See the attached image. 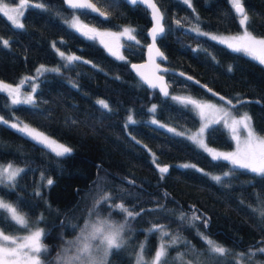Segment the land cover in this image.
Instances as JSON below:
<instances>
[{
  "label": "trees",
  "instance_id": "trees-1",
  "mask_svg": "<svg viewBox=\"0 0 264 264\" xmlns=\"http://www.w3.org/2000/svg\"><path fill=\"white\" fill-rule=\"evenodd\" d=\"M19 1L0 0L8 4ZM27 1L44 7L26 6L22 29L0 12V41H8L6 47L0 43V81L14 86L25 77H35L22 89L31 93V83L35 82L36 106H12L11 98L0 93V117L21 120L72 151L57 157L0 122V162L27 170L17 178L14 189L0 187V198L17 207L30 226L44 230L42 242L48 252L42 253L43 259L55 260L60 245L73 239L93 217L91 210L98 196L111 193L97 211L118 223L127 219L128 244L119 252L113 250L107 264H135L141 243L145 244V260L150 261L159 244V233L148 232L154 225H163L172 235L179 234L190 242L169 249V264H213L197 230L232 253L245 254L243 258L229 256L226 264H264V253L257 251L264 247V217L260 216L264 212V178L232 169L228 162L213 161L208 152L187 138L199 126L196 111L172 99L217 98L173 72L165 73L169 95L163 97L156 89L147 88L129 68L131 62L144 57L151 23L148 10L124 0H92L106 18L77 11L81 19L97 28L129 25L135 29L138 43L124 38L121 60L64 22L72 10L63 0ZM155 2L164 17L165 32L157 40L165 55L164 65L232 100L235 108L228 106L233 114L247 112L255 131L264 135V64L193 31L198 27L199 32H242L240 16L230 0H190V6L184 0ZM242 4L249 17L244 28L264 38V0H242ZM57 49L81 59L68 64ZM41 65L59 71L41 75L37 72ZM100 100L107 102L111 111L102 109L97 103ZM153 105L154 113L149 111ZM129 116L135 123L128 122ZM153 119L158 123L153 124ZM205 141L227 151L234 144L222 121L206 129ZM156 164L169 167L163 179ZM230 169L233 174L222 183L211 178ZM47 179L53 180L51 186ZM121 202L140 215L127 218L109 207ZM193 212L201 220L190 227L187 217ZM181 213L186 216L184 221L179 220ZM0 229L8 234L26 232L3 220ZM191 246L199 256L189 250ZM250 250L255 255L248 259ZM178 252L185 254L183 259L173 261Z\"/></svg>",
  "mask_w": 264,
  "mask_h": 264
},
{
  "label": "snow or ice",
  "instance_id": "snow-or-ice-1",
  "mask_svg": "<svg viewBox=\"0 0 264 264\" xmlns=\"http://www.w3.org/2000/svg\"><path fill=\"white\" fill-rule=\"evenodd\" d=\"M64 2L70 9L77 10L80 14L96 12L99 16L104 17V13L99 12L95 5L90 3L89 0H64ZM140 2L147 4L148 7L151 8V15L154 21V25L151 29V39L154 46L157 37L161 36L165 32V28L162 24V20L164 18L163 13L153 0H140ZM130 3L136 4L137 0H130ZM184 3L189 4L190 6V0H184ZM26 4L27 0H21L20 8L11 9L8 8L7 5H3L0 7V12H4L15 27L22 29L24 28V25L20 22L19 17L23 15L22 9ZM230 5L234 8L235 13L240 15L239 24L242 26L246 25L249 17L245 12L242 0H230ZM33 6L41 8L44 7L43 4ZM9 13H15V15H10ZM176 23L179 25L180 21L178 20ZM70 27L74 28L81 35L91 40L100 38V43L103 44L113 56H117V58L121 60H123L124 57L122 55H118V51H114L107 43H105L103 37H126L129 41H136V37L133 35L135 29L132 28H123L120 33L100 32L95 28L82 25L78 17L75 16L70 22ZM193 31L198 34L208 35L207 33H200L198 27H194ZM210 38L212 40L219 39L221 43L226 44L227 47L231 48L233 51L248 54L254 59H257L261 64H264V38H257L246 29L243 35L240 36H232L225 39L218 38L213 35ZM136 42L138 43V41ZM0 43H2L5 47L8 45L7 40H2ZM53 47H55V45H53ZM149 51H152V46L149 47ZM57 52L59 56L68 64H72L73 62L81 59L75 55H65L64 52H60L58 49ZM156 54L161 57L163 56V53H160L158 49L156 50ZM132 67L137 68L138 66L132 65ZM46 71L58 72L59 69H48L43 65L37 69V72L41 75ZM32 79H35V77H25L20 80L18 85L15 87L11 84L0 82V93H6L7 96L11 98L10 104L12 106L28 105L35 107V86L31 87L32 94H24L23 99H21V86ZM142 79H144L150 87H158L156 83L149 80L147 77H142ZM189 79H191V77H189ZM160 90L165 96L169 95L165 88H161ZM209 91L211 90L209 89ZM172 99L178 101L185 107H193L197 110L200 118L204 120V123L199 127V130L195 134L189 135L187 138L194 144L208 151L213 161H225L232 166V169L246 170L256 176L264 178V135H260L255 131L252 123V117L247 112L241 113L237 116L234 115L232 110L228 107H218L212 104H204L186 97H172ZM220 99L224 100L225 98L220 97ZM97 103L102 107V109L111 111L107 102L100 100L97 101ZM239 103H243V101H239ZM226 104L235 108L233 101L230 99L226 101ZM206 110H211V119H209V115ZM149 111L154 113L156 111V106L153 105ZM221 121H223L224 126L229 128L232 133V138L237 141L236 151L218 152L207 147L204 140L205 130L210 126V124H220ZM0 122L11 129H14L22 137L29 139L35 145L41 147L42 150L54 153L57 157H62L72 151L70 147L59 143L38 129L30 127L28 124L20 126L18 123L9 124L7 120H2ZM128 122L135 123L132 116L128 117ZM152 123L156 124L158 122L153 119ZM161 126L163 127V125ZM241 130L244 132L243 148L240 147L239 132ZM168 131L174 133L176 132L173 128H169ZM176 134L183 135L184 133ZM183 167L194 166L183 165ZM156 168L161 174V179H163V175L169 171L168 166H160V164H156ZM232 169L228 172H224L223 176L215 175L211 178L217 183H222L225 178H228L233 174ZM26 171L27 170L24 168L14 167L11 163L6 166L0 165V187L7 186L8 188L14 189L16 187L17 178L20 177L21 174L26 173ZM41 180H44L43 175H41ZM46 183L48 186H51L53 184V180L47 179ZM36 195H40V193L36 192ZM110 197L111 193H104L98 196L91 210L94 214L92 219L79 228V235L75 240L67 242V246H65L61 252L57 254L55 260L48 261L43 260L41 255L42 253L46 254L48 252L47 246L42 242L45 236L44 230L39 227L30 226L26 216L22 215L21 212L18 211L17 207H14L11 203L0 201V220L12 223L15 227L22 228L28 233L27 235L20 237L6 235L3 232H0V264H107L108 258L113 250L119 252L128 244V238L126 236V225L128 223L127 219L123 223H117L107 214L101 215L97 211V206L102 201H108ZM109 207L118 210L119 213L124 214L127 218L134 219L136 216L140 215L138 212L129 210V208L122 202ZM260 216L264 217V212H261ZM185 219V214L181 213L179 220L184 221ZM187 220L188 225L190 227H194L196 221L201 220V216L193 212L190 217H187ZM36 223L38 222H34V224ZM204 226H207V219H204ZM148 232L159 233L158 248L154 253L153 259L146 261L144 255L145 244H139L138 251L135 256V264H169V249L174 248L176 245L181 243L190 245V242L182 238L179 234L172 235L163 225H154L148 230ZM197 235L206 242L207 254L213 261V264H226L229 256H238L240 258L245 256L244 253H232L230 249H226L225 247L216 244L214 241L205 237L203 233H200L198 230ZM166 237L169 239L165 240ZM189 250L195 253L196 256L200 255V253L195 250L194 246H191ZM257 251L264 253V247L258 248ZM184 255V253L178 252L177 256L173 257L172 260L178 262L183 259ZM254 255L255 252H251L250 250L248 259H251Z\"/></svg>",
  "mask_w": 264,
  "mask_h": 264
},
{
  "label": "rangeland",
  "instance_id": "rangeland-1",
  "mask_svg": "<svg viewBox=\"0 0 264 264\" xmlns=\"http://www.w3.org/2000/svg\"><path fill=\"white\" fill-rule=\"evenodd\" d=\"M33 5L34 3H31V2H28L27 1V4L24 6V8L22 9V11L24 12V10H25V8H26V6H29V5ZM3 5H7L8 6V8H20L21 7V0L18 2V3H16V4H8V3H5V2H0V7H2ZM3 14H4V12H2ZM10 15H15V13H9ZM5 15V14H4ZM6 16V15H5ZM74 16L75 17H78V19H79V21H80V23L82 24V25H84V24H90L89 22H86V21H84L83 19H81V17L79 16V14H78V12H77V10H72V12L67 16V18H65L64 19V22L67 24V25H69L70 26V22H71V20L74 18ZM7 17V16H6ZM22 17V16H21ZM21 17H19V19H20V22H21ZM11 22V21H10ZM12 23V22H11ZM22 23V22H21ZM92 26H94L93 24H91ZM130 28V26L129 25H124V26H122L121 28H119V29H113V28H97V26H94L93 28H95V29H97V30H99L100 32H112V33H120L121 31H122V29L123 28ZM72 28V27H71ZM74 29V28H73ZM75 30V29H74ZM76 31V30H75ZM244 31H245V28H244V26H243V30H242V32H240V33H238V34H224V33H219V32H212V31H200L201 33H207L208 35H206V36H208V37H211V36H216V37H218V38H225V39H227V38H230V37H232V36H240V35H243V33H244ZM77 32V31H76ZM79 33V32H78ZM124 38H126V37H119V38H116V37H111V36H105V37H103V39H104V41H105V43H107L114 51H118V55H122L123 56V51H122V43H123V39ZM257 38H260V37H257ZM96 41L99 43V44H101L100 43V38H97L96 39ZM216 41H219V39L218 40H216ZM220 42V41H219ZM103 47H104V45L103 44H101ZM226 45V44H225ZM118 46V47H117ZM104 49L110 54V55H112L109 51H108V49L107 48H105L104 47ZM241 53H243V52H241ZM243 54H245V53H243ZM247 56H249V57H252V56H250V55H248V54H246ZM113 56V55H112ZM113 57H115V58H117V56H113ZM253 58V57H252ZM257 60V59H256ZM1 82V81H0ZM18 85V84H17ZM17 85H14V87L15 86H17ZM31 85L32 86H35V82L33 81V83H31ZM21 93H22V95H21V99H23V95L24 94H31L30 92H29V90H27V89H22V86H21ZM197 102H200V103H204V104H212V105H216V106H224V107H228L229 108V106L226 104V103H224L223 101H220L219 99L217 100V99H198V100H196ZM195 111H196V113H197V115H198V112H197V110L196 109H194ZM206 112L208 113V115H209V119H211L212 118V115H211V110H206ZM218 115V114H217ZM234 115H237L238 116V114H234ZM198 118H199V120H200V123H199V126H198V128H196V129H194L192 132H190L189 133V135H192V134H195L198 130H199V127L204 123V120H202L201 118H200V116L198 115ZM0 119L1 120H6V119H3V118H1L0 117ZM8 121V123L9 124H11V123H18V124H20V126H23V124H27V123H25V122H23V121H21V120H7ZM20 122H22V123H20ZM222 123H223V121H222ZM224 124V123H223ZM211 125V124H210ZM30 126V125H29ZM31 127V126H30ZM226 127V126H225ZM33 128V127H32ZM227 128V127H226ZM228 129V131L230 132V130H229V128H227ZM206 131V130H205ZM185 135V134H184ZM230 135H231V137H232V133L230 132ZM185 136H187V135H185ZM239 136H240V147L241 148H243V141H244V132H243V130H241L240 132H239ZM188 137V136H187ZM53 139V138H52ZM233 139V138H232ZM204 140H205V133H204ZM56 141H58V140H56ZM233 141H234V144H233V148L230 150V151H227V150H220V149H216V148H213V147H211V146H209L207 143H206V141H205V143H206V145H207V147L208 148H210V149H214L215 151H218V152H233V151H236V148H237V141L235 140V139H233ZM59 143H61V144H64V143H62V142H60V141H58ZM64 145H66V146H68L67 144H64ZM198 146V145H197ZM68 147H70V146H68ZM201 148V147H200ZM203 149V148H202ZM203 150H205V149H203ZM206 151V150H205ZM206 152H208V151H206ZM209 153V152H208ZM7 164H9V163H4V162H0V165H2V166H6ZM11 164H13V166L14 167H20V168H23V166L22 165H18V164H14V163H11ZM0 201H3V202H5V203H10V202H8L7 200H5V199H2V198H0ZM92 219V218H91ZM115 221V220H114ZM88 222V221H87ZM86 222V223H87ZM117 222V221H116ZM118 223V222H117ZM0 232H3L4 234H6V235H13V236H20V237H22V236H24V235H27L28 233H27V231L26 232H24V233H19V234H8V233H5L4 231H2L1 229H0ZM79 235V233L73 238V239H71V240H67V241H65L63 244H61L60 245V247H59V253L61 252V250L65 247V246H67V242L68 241H73V240H75L76 239V237ZM56 246V245H55ZM41 255H43V254H41ZM154 257V256H153ZM42 259H43V257H42ZM153 259V258H152ZM44 260V259H43ZM188 264H195V263H191V262H189Z\"/></svg>",
  "mask_w": 264,
  "mask_h": 264
},
{
  "label": "water",
  "instance_id": "water-1",
  "mask_svg": "<svg viewBox=\"0 0 264 264\" xmlns=\"http://www.w3.org/2000/svg\"><path fill=\"white\" fill-rule=\"evenodd\" d=\"M127 4L129 5H134L132 3H130V0H124ZM90 3L94 4L95 7L99 10V12H102L104 13L103 11L100 10V8L92 1V0H89ZM153 2L156 4L155 0H153ZM63 3L64 5L70 9L66 3L64 2L63 0ZM136 4H139V5H142L144 6L148 12H149V18H150V26L148 27L147 29V38H148V42L146 43L145 45V50H144V57L142 60H139V61H134V62H131L129 64V68L133 71V73L141 80V82L149 89L153 90V89H156L163 97H166L164 95V93L160 90L161 88H165L167 90V92L169 93V87H168V83H167V78L165 76V73L166 72H173V73H177V74H180L184 77H186L187 79H189V75L181 72V71H178V70H174V69H170L168 67H166L164 65V62H165V55L164 53L162 52V50L160 49L158 43H157V40L162 36H158L156 41H155V44L153 46V41L151 39V29L154 25V21L152 19V15H151V8L148 7L147 4H144V3H141L140 0H137V3ZM157 5V4H156ZM158 7V5H157ZM244 7V6H243ZM159 8V7H158ZM160 9V8H159ZM234 9V8H233ZM73 10V9H71ZM161 11V10H160ZM235 11V10H234ZM92 14L94 15H97L99 16L96 12H91ZM237 16H240L239 14L236 13ZM100 18L104 19L107 17V15L104 13V17H101L99 16ZM162 24H163V20H162ZM84 25H87L88 27H91L93 28V26L91 24H84ZM152 46V51L150 52L149 51V47ZM159 50L160 53H163V56H159L156 54V50ZM132 65H136L138 66L137 68H133ZM142 77H147L149 80L153 81L154 83H156L158 85V87L156 88H152L149 86L148 83H146L144 81V79H142ZM191 80L192 82H194L195 84L199 85L200 87H202L205 91H207L209 94H211L212 96H214L215 98L217 99H220V97H224L222 94L216 92L215 90L209 88L207 85L201 83L200 81L196 80L195 78L191 77ZM209 89L211 91H209ZM225 99L223 101H227L228 99L226 97H224ZM221 100V99H220Z\"/></svg>",
  "mask_w": 264,
  "mask_h": 264
}]
</instances>
